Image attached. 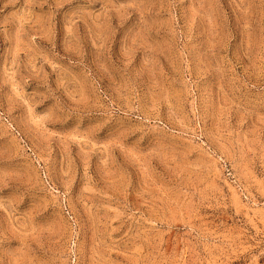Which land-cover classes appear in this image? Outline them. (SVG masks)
Returning a JSON list of instances; mask_svg holds the SVG:
<instances>
[{
	"label": "rangeland",
	"instance_id": "obj_1",
	"mask_svg": "<svg viewBox=\"0 0 264 264\" xmlns=\"http://www.w3.org/2000/svg\"><path fill=\"white\" fill-rule=\"evenodd\" d=\"M0 264H264V0H0Z\"/></svg>",
	"mask_w": 264,
	"mask_h": 264
}]
</instances>
